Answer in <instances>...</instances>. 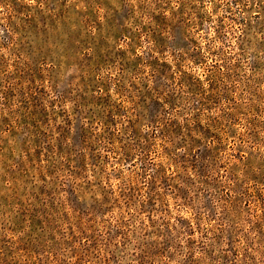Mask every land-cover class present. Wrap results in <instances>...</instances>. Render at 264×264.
I'll use <instances>...</instances> for the list:
<instances>
[{
	"label": "rangeland",
	"instance_id": "rangeland-1",
	"mask_svg": "<svg viewBox=\"0 0 264 264\" xmlns=\"http://www.w3.org/2000/svg\"><path fill=\"white\" fill-rule=\"evenodd\" d=\"M0 264H264V0H0Z\"/></svg>",
	"mask_w": 264,
	"mask_h": 264
}]
</instances>
